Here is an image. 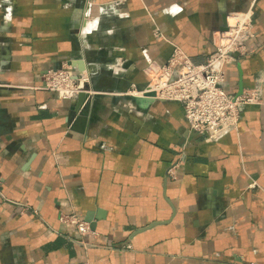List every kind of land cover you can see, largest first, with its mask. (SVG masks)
I'll return each instance as SVG.
<instances>
[{
    "label": "crops",
    "instance_id": "obj_1",
    "mask_svg": "<svg viewBox=\"0 0 264 264\" xmlns=\"http://www.w3.org/2000/svg\"><path fill=\"white\" fill-rule=\"evenodd\" d=\"M246 10L250 52L222 86L260 100L235 129L206 141L179 103L128 95L172 44L202 63ZM62 65L88 73L87 97L42 88ZM83 261L264 264V0H0V264Z\"/></svg>",
    "mask_w": 264,
    "mask_h": 264
},
{
    "label": "built area",
    "instance_id": "obj_2",
    "mask_svg": "<svg viewBox=\"0 0 264 264\" xmlns=\"http://www.w3.org/2000/svg\"><path fill=\"white\" fill-rule=\"evenodd\" d=\"M250 10L228 12L225 29L217 31L214 49L202 63L193 62L176 44L167 59L149 65L147 86L138 92L133 87L130 96H149L153 100L177 102L181 105L183 119L188 128L206 141H216L237 126L240 105L257 103L259 88L245 89L237 95L224 91L225 66L249 54L247 41L253 38ZM154 35H161L154 30ZM85 70H75L69 65L52 67L43 75L42 88L68 99L82 91L80 84L87 83ZM174 167L167 168V175L174 177ZM59 220L74 225L81 236L90 232L86 221L74 212L60 213ZM75 264H88L86 261Z\"/></svg>",
    "mask_w": 264,
    "mask_h": 264
},
{
    "label": "water",
    "instance_id": "obj_3",
    "mask_svg": "<svg viewBox=\"0 0 264 264\" xmlns=\"http://www.w3.org/2000/svg\"><path fill=\"white\" fill-rule=\"evenodd\" d=\"M225 16H226V13H224V15H222V18H223V23H222V28L221 29H225L226 27H225ZM78 96L81 98L80 100H82L84 97H87L88 95H87V93L85 92V91H80L79 93H78ZM134 99H136V100H139V101H148V100H153L151 97H149V96H140V97H133ZM90 223H89V228L90 229H92V230H94V227H95V225H94V223L91 221V219L89 218V216H88V219H87ZM154 223H152V225H153ZM152 225H150V226H152ZM139 230H141V229H139Z\"/></svg>",
    "mask_w": 264,
    "mask_h": 264
},
{
    "label": "bare ground",
    "instance_id": "obj_4",
    "mask_svg": "<svg viewBox=\"0 0 264 264\" xmlns=\"http://www.w3.org/2000/svg\"><path fill=\"white\" fill-rule=\"evenodd\" d=\"M87 73V72H86ZM88 74V73H87Z\"/></svg>",
    "mask_w": 264,
    "mask_h": 264
}]
</instances>
